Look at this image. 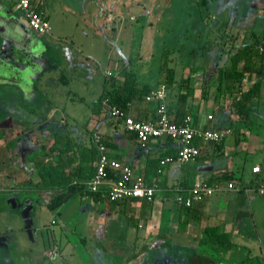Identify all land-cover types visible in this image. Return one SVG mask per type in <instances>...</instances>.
I'll return each mask as SVG.
<instances>
[{"label":"crops","instance_id":"0c3cea01","mask_svg":"<svg viewBox=\"0 0 264 264\" xmlns=\"http://www.w3.org/2000/svg\"><path fill=\"white\" fill-rule=\"evenodd\" d=\"M35 2L51 23L52 30L49 34L40 35L32 30L15 0L0 1L2 12L0 36L8 37L16 47L30 52V57L26 52H21L20 56L26 55V60L30 58L31 68L38 72L40 83L38 86V82H30V135L28 134L30 141L24 139L20 142L22 145L8 151L11 161H7L4 152L5 142L0 139V194L9 192L8 197H18L21 190L18 187H22L20 183L25 180V184H28L27 179L30 177L32 181L30 186H24L23 190L36 197L30 200L33 204L32 210L35 209L36 200L40 197L43 196L46 203L53 193L33 186L39 180L35 163L30 161V174L18 170V167L24 166L26 153L31 155L41 144L48 149L55 134L71 138L80 149L84 146L90 147L93 130H98L104 135L113 158L132 167L148 181H157L159 184L156 197L151 202L141 198L112 202L107 199H95L88 194H75L55 211L52 219L55 226L51 232L52 241L50 239L52 246L48 251L50 253L54 250L55 254L51 258L48 252L44 251V255L49 257L53 264L54 261L56 264H66L61 248L70 242L66 232L69 225L75 222L74 229L80 227L93 244L98 264H114L112 259L114 255L122 258L120 261L123 264H210L208 255L199 252L198 244L204 228L216 226L220 231L227 232L235 242L232 249L221 253L222 264H239L248 256L262 259L264 263V196L257 191L264 182V79L258 95L251 104L255 120L251 128L244 127L239 122L238 114L232 106V96L230 94L220 96L217 91L220 60L225 42L234 39L241 45L249 42L253 34L264 37V0H207L203 3L201 13L197 5L199 0H35ZM133 7L141 10L142 23L152 22L149 8H152L150 12L152 14L160 12L157 21L163 28L169 29L170 26L171 31L175 32L178 43L170 48L173 58L170 67L176 70L178 81L188 80L181 90L179 82L175 88H168L167 103L175 105L179 91L183 92L184 88L191 86L194 92L188 97L187 107L192 111L194 122L202 128H231V132L223 140L202 143L201 155L195 161L183 163L175 159L162 164V160L167 156L177 155L176 140L161 137L143 144L126 128L123 121L107 116L105 111L99 115L95 114L92 109L94 103L86 106L83 121H77L75 119L77 116L66 110L61 114L54 105L46 109L45 104L42 107L34 101L38 93L37 88L55 85L53 74L56 79L60 77V82L65 86L74 84L77 78L73 77V74L78 69H86L88 71L85 73L86 79H92L95 73L80 58L82 55L89 59L96 56L84 51L82 39L89 37L93 30L98 32L100 30L98 27L101 30L105 28L113 32L119 31L120 38L124 39L126 28L117 22L118 28L115 30L116 22L114 20L110 22L109 16L114 17L117 13L122 19L124 10ZM178 8L182 11H178ZM190 24H197L195 30L200 31L201 38L206 41L203 62L197 72L191 71V65L187 61L179 63V59L184 61L181 57L184 52L181 50L179 40L188 37ZM36 43L39 44V49L35 52L33 48ZM123 53V59L112 61L106 69L101 68L103 82L108 76L118 75L125 64L131 65L132 56L128 60V54ZM138 58L140 59L136 60V63H142L143 55H138ZM142 68L143 74L139 66L134 69L139 82L150 85L152 89L158 88L161 71L152 73L148 64H144ZM184 71L191 73L184 76ZM0 78L5 80L1 76ZM13 79L7 80L15 81ZM221 83L223 87L232 86L230 79L224 78ZM248 84L246 82V87ZM82 92L75 90L76 97H80V101L86 103L87 94ZM102 93L103 84L101 91L96 90L91 100L96 102ZM48 94L47 91L45 95ZM153 109L148 102L134 100L128 112L134 118L149 119L153 116ZM210 115L212 118H209ZM3 127L0 126V129ZM9 131L11 130L5 134L11 135L12 131ZM42 137L47 140L40 142ZM71 154L65 157L69 158ZM59 157L55 153L49 155L46 160L56 161ZM256 166L260 167L257 172L253 170ZM75 167L74 163L72 168ZM223 173L231 175L232 178L222 182V190L204 195L201 200L194 202L191 208H186L177 201L182 188H187L185 190L187 192L196 182L202 180L208 182ZM230 182L234 183V188L227 187ZM185 184L188 187H184ZM36 193H39L38 196ZM33 218L37 232L44 231L45 226H42L44 220L39 221L36 216ZM1 220L0 216V235L7 236L10 241L7 246L0 245V264H29L30 258L26 254L28 252L24 253L26 250H22L26 245L24 235H20L21 238L16 240L15 235L10 232L11 225L9 223L4 225ZM18 228L26 232L24 222ZM35 234L32 241L35 240Z\"/></svg>","mask_w":264,"mask_h":264},{"label":"trees","instance_id":"16d2710c","mask_svg":"<svg viewBox=\"0 0 264 264\" xmlns=\"http://www.w3.org/2000/svg\"><path fill=\"white\" fill-rule=\"evenodd\" d=\"M206 1L207 0H199L197 5L200 13L203 10V3ZM33 2L39 10H42L37 6L35 0H33ZM180 11H182V9ZM196 25L197 24H190L188 27V37L179 40L182 47L181 50L184 52L181 57L184 58V62L187 61V63L191 65V71L194 72L200 70L206 46V41L201 38L200 31L195 30ZM224 48L220 60L218 94L220 96H225V94H230L232 96V106L238 114L239 122H241L244 127L251 128L255 121L251 111V104L253 99L258 95L261 82L264 79V37L253 34L249 42L241 45L234 39L227 40L224 44ZM197 49H199L198 53L196 52ZM185 56H187L188 59L185 58ZM171 61H173L172 52L168 49L164 51L160 65L162 76L159 87L165 85L167 89L175 88V85L179 82V90H181L188 79H182L181 81L176 79V70L170 67ZM204 72L207 73L206 71ZM224 78L232 81L231 87L222 86L221 80ZM246 82L249 83L247 87ZM153 90L154 89H152L150 85L141 84L137 72L132 69L131 66L125 64L118 75L108 76L104 79L103 93L101 97L94 102L92 106L93 112L99 115L105 111L106 115L109 116L107 106H115L129 114L128 111L131 102L138 100L151 104L154 108V116L162 102L160 100H149L147 98ZM193 92L194 88L191 86H187L186 92L179 91L177 103L175 105L167 103V98L165 99L164 102L173 121L181 122L186 116L192 115V111L188 109L187 104L188 97L192 95ZM104 102H106V104ZM135 119L143 121L149 120L150 118ZM117 120L123 121L121 119ZM216 129L224 130L221 128ZM97 131L98 130H93L91 132L92 144L90 147L84 146V148L80 149V146L71 138L62 134H55L52 144L48 149L45 145L41 144L38 146V150L34 151L31 155L30 153H26V160L30 159V161H33L38 172L39 180L34 184L32 183L33 186L39 190L51 191L53 193L52 197L45 203L50 210L58 211L59 208L77 193L88 194L95 199H106L103 191L94 192L87 187V182L92 179L97 170L99 151L93 137L94 133ZM23 137V132H21V130L14 129L11 135L5 134L4 131L0 132V139L5 142L4 152L6 153L7 161H11L8 151L12 149V144L19 143ZM101 138L102 142L108 148V142L102 133ZM202 143V141L198 142L200 147ZM55 153L60 156L56 161L51 159L46 160L49 155ZM69 154H71V156L66 158L65 155ZM108 154L112 157L109 149ZM172 157L175 160L177 155L174 154ZM74 163L76 167L73 169L72 165H74ZM26 168L27 167L24 165L18 167V170L19 172H27ZM109 174L114 178L120 175V173L111 170ZM231 178V175L223 173L215 176L207 183H222L224 180H231ZM31 182L29 177L27 179L28 185L31 184ZM148 182L156 183L157 187L159 186L157 181ZM20 184L24 185L25 180ZM184 187H188V185L185 184ZM186 189L187 188H182L180 191H185ZM181 205L185 206L184 204ZM185 207L191 208L192 206ZM234 245L235 242L233 238L227 232L220 231L216 226H206L203 231V236L200 238L198 249L200 253L202 251V253L208 255L207 258L211 260L210 264H222L221 253L228 252ZM239 264L264 263L261 262L259 258L254 259L248 256Z\"/></svg>","mask_w":264,"mask_h":264},{"label":"rangeland","instance_id":"374dc122","mask_svg":"<svg viewBox=\"0 0 264 264\" xmlns=\"http://www.w3.org/2000/svg\"><path fill=\"white\" fill-rule=\"evenodd\" d=\"M16 2H18V0H15V3ZM151 10L152 8L148 9L149 14L152 18V22L147 23H142L141 19H143V16H141L140 14L141 10L134 7L133 9L124 10L122 19H120L121 15L117 13H115L114 17L109 16L110 22L113 20L116 22L115 30L118 28L119 22V25L126 28V36H124V39H121V33H119V31L113 32L105 28L104 30H101V28L98 27V29H100L98 32L93 30V33L90 34L89 37H84L82 39L85 47L83 48L84 51L90 52L96 56V58L94 59H89L83 55L80 58L81 61H83L84 64L89 65V67H91L90 69L95 73V75H92V79H86V69H78L73 74V77L77 78V80L74 81V84H72V86H65L60 82V77L56 79L55 74H53V82L55 83V85L53 87H47L43 89L40 87L37 88L38 93L35 96L34 101L37 102V104L39 103V105L42 107L45 104L46 109L54 105L61 112V114L66 110L71 115L77 116L75 117L77 121H81L87 111L86 106L94 103L95 101L91 100L93 99L91 97L93 96V94H95L96 90L101 91L103 84V79L101 77V68L106 69L112 61L116 62L120 58L123 59V52L128 54V60L132 56V58L130 59V66L132 69H135L139 66L141 73L143 74L144 71H142V66H144V64H148L152 73H159L164 51L175 47L178 42L176 41L177 38L175 32L171 31V27L169 26V29H165L163 28L162 24L157 21V17L159 16L160 12L152 14L150 13ZM180 10L181 8H178V11ZM133 14L135 16H133ZM142 25L144 27H142ZM91 45L93 46L91 47ZM129 53L131 54L129 55ZM140 53L144 58L142 60V63L138 62L137 64L136 60L140 59L138 58V55H141ZM185 58H187V56H185ZM182 62L184 61H182V59H179V63L181 64ZM28 72L26 75H24L23 78L21 77V82L19 81V83L16 81L0 80V126L4 124V127H6H3L0 130H3L4 132L8 130H11L13 132L12 128H10L11 125H7L8 123H11L12 125L14 124V126L16 127L15 130H21L22 126H25L26 128L30 127V82H38V86H40V83L37 77L38 72L35 71L34 68H30ZM145 73L147 72L145 71ZM190 73L191 72L189 71H184L183 75L186 76ZM64 74L66 73L64 72ZM13 76H15V74H13ZM66 76L67 75H65V77ZM184 89L185 90L183 92L186 91V88ZM75 90L83 91L82 93L87 94L85 95L86 103H82L80 101V97H76ZM47 91L49 92V94L45 95ZM26 135L24 134V136ZM40 139V142L47 140L44 137ZM18 147V143L12 144V149ZM24 165L27 167V172L30 174V159L25 160ZM24 186L29 187L30 184H24L22 185V187H18L21 190L17 198L20 202H24L28 198L27 200H29L28 203L30 206V200H32V198L35 199L36 197L24 191ZM9 194V192H2L0 194V212L2 213L0 215L2 217L1 222L3 221L4 225H8V223L9 225H11L10 232L15 235L14 238L16 240L21 238H19L20 235H24L23 239L26 240V245L24 248H22V250H26L24 253L28 252L26 254L29 255L30 258L29 264H42V262L44 264H51L52 262L53 264V261L49 259V257L52 258L54 256V254L52 255L53 251H50V253L48 251L52 246L50 243V239L52 238V229L55 227L52 224V219L54 217L55 211L50 210L46 206L45 199L42 195V197L40 198L37 197L39 199L36 200L35 209L32 210V215L34 214L33 216H36L37 220L39 221L44 220V225L42 226H45V229L44 231L37 232L35 234V240L32 241L26 232L20 231L22 229L18 228L20 227V224H23L21 219V211L14 208L10 203H8V200L10 199V197H8ZM37 194L39 193H36L35 195L38 196ZM74 224L76 223L73 222L72 225H69V230L66 232L68 233L70 242H68V244L64 246L65 248H61V251H63V254L67 261L66 264H98V261H96V255L94 254V246L91 243L89 237H87V235L80 229V227L74 229ZM63 239L65 238L63 237ZM23 251L21 252L23 253ZM44 251L48 252L49 257L44 255ZM112 259H114V264H123L120 261L122 258L116 255H114ZM260 261L262 262V259ZM108 262L112 261L108 260ZM54 264H56L55 261Z\"/></svg>","mask_w":264,"mask_h":264},{"label":"built area","instance_id":"2783aa9c","mask_svg":"<svg viewBox=\"0 0 264 264\" xmlns=\"http://www.w3.org/2000/svg\"><path fill=\"white\" fill-rule=\"evenodd\" d=\"M2 1V0H0ZM17 7L23 12L32 30L40 35L51 33L52 27L49 19L43 10H39L33 0H18ZM168 89L165 85L154 89L147 97L149 100H160L155 115L149 120H138L127 114L118 107H108V115L111 118L123 120L126 128L136 134L139 140L146 144L150 140L161 137H169L178 142V153L176 159L180 162L195 161L201 155V147L198 142H219L231 132L230 128L219 130L216 128H202L198 126L192 115L186 116L181 122L171 119L165 104ZM106 104V102H104ZM212 118V115L209 116ZM94 142L99 151L97 170L95 175L87 182L89 190L103 191L107 200L115 202L129 198H141L153 201L157 193V184L149 183L143 175L134 171L120 160L112 158L108 154L107 146L102 142L101 133L95 132ZM172 156L162 160V164L173 161ZM120 173L119 177H112L109 171ZM255 172L260 170L259 166L253 168ZM228 188H234L233 182L228 183ZM223 189L221 182L207 183L206 181L196 182L189 190L181 191L177 201L190 207L202 199L204 195L214 194ZM258 193L264 196V182L258 187ZM55 254L53 250L52 255Z\"/></svg>","mask_w":264,"mask_h":264},{"label":"water","instance_id":"95a60500","mask_svg":"<svg viewBox=\"0 0 264 264\" xmlns=\"http://www.w3.org/2000/svg\"><path fill=\"white\" fill-rule=\"evenodd\" d=\"M1 13L2 12L0 11V14ZM38 49L39 44L36 43L33 50L36 52ZM21 52H26L30 57V52L28 53L25 51V49L21 50L20 48L16 47L8 37L0 36V76L5 79L4 81L10 77H13L18 79L17 82L19 83V81L21 82V77L23 78L24 75H26L30 70V58L24 60L25 63L23 64H19L17 61V58L21 57ZM13 74H15V76H13ZM28 136L29 135L27 134L25 136L26 138H22V140L27 139L28 141ZM18 145H20V142ZM28 202L29 200L26 199L24 202L20 203L17 197H10L8 200V203L21 211V219L24 222V229L27 232L29 238L32 240L34 238V234L37 232V229L34 228V218L33 215H31L33 204L31 203L29 206ZM9 241L10 239L7 236L0 235L1 246H7Z\"/></svg>","mask_w":264,"mask_h":264},{"label":"flooded vegetation","instance_id":"af4514ba","mask_svg":"<svg viewBox=\"0 0 264 264\" xmlns=\"http://www.w3.org/2000/svg\"><path fill=\"white\" fill-rule=\"evenodd\" d=\"M26 55H23V56H21L19 59H17L18 60V62H19V64H23V63H25V61L24 60H26ZM13 80H15L16 81V78H14ZM7 125H11V128H12V130H14L16 127L14 126V124L12 125L11 123H8ZM2 126H4V124L2 125ZM4 128H6V127H4ZM22 129H21V132H23V135L24 134H26V132H27V134H30V127H21ZM21 142V141H20ZM20 145H22V144H20ZM21 147V146H20ZM25 147V143L23 144V148Z\"/></svg>","mask_w":264,"mask_h":264}]
</instances>
